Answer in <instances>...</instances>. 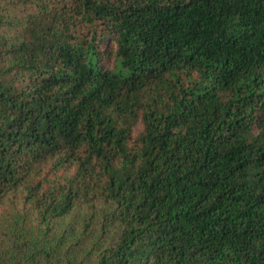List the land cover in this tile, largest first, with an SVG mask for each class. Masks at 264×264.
Listing matches in <instances>:
<instances>
[{"label":"trees","instance_id":"16d2710c","mask_svg":"<svg viewBox=\"0 0 264 264\" xmlns=\"http://www.w3.org/2000/svg\"><path fill=\"white\" fill-rule=\"evenodd\" d=\"M0 264H264V0H0Z\"/></svg>","mask_w":264,"mask_h":264}]
</instances>
